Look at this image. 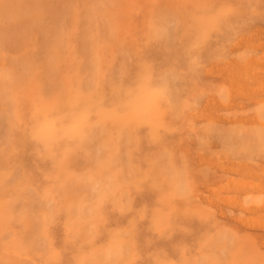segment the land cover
<instances>
[{"label":"rangeland","instance_id":"obj_1","mask_svg":"<svg viewBox=\"0 0 264 264\" xmlns=\"http://www.w3.org/2000/svg\"><path fill=\"white\" fill-rule=\"evenodd\" d=\"M5 1L0 0V264H75L72 227L80 215L76 216L77 211L71 214L68 155L86 151L95 137L90 125L108 120L107 112L96 110L92 102L100 96H114L120 102L121 96L129 97L133 90H160L173 76L184 80L185 86V75H198L199 79L184 90L179 107L167 115L166 131L154 132L153 126L126 128L131 143L135 140L134 145L130 143L129 156H136V163L141 160L142 179L146 175L154 179L159 172L157 162L166 156L180 168L185 156L217 159V147L241 151L248 173L218 178L215 192L200 186V192L197 190L191 182L199 178L197 169L186 168V174L177 179L188 181V185L183 183L188 187L181 186L184 190L175 193L183 203L181 209L212 215L211 220L204 219L209 215L201 216L212 225L208 226L213 228L210 233L199 231L201 228L188 222L191 214H185V222L181 218V224L173 227L176 231L163 226L148 242L145 209L129 207V197L120 192L117 205L112 201L116 206L106 198L107 202L103 199L90 207L89 211L95 208L94 217L98 215L99 221L90 235L104 246L101 257L114 254L123 264H264V141L251 145L249 139L264 138V93L258 84L264 79V59L258 60L264 51V15L246 14L234 0H12L28 3L26 12L5 9ZM259 9L264 12L263 3ZM250 10L253 12L251 6ZM229 25L235 28L229 31ZM189 43L196 52L186 50ZM232 46L235 50L230 52ZM223 70H228L229 76L222 74ZM140 106L152 118L164 114L152 104L140 102ZM201 112L208 121L200 117ZM193 113L200 115L194 117ZM220 116L224 120L217 123ZM210 119L217 120L221 132L218 127L213 129ZM117 128L110 123L111 132L117 133ZM227 132L228 140L222 136ZM126 134L124 131V139ZM227 142L231 145L225 146ZM143 148L149 151V163L141 159ZM142 179L138 180L145 191L157 192L152 179H146L150 188ZM242 204L249 206L242 217L253 234L251 241L244 242L243 249L238 238L232 247L221 251L218 237L230 241L231 226L239 222L230 221L231 226L226 227L220 224L216 230V217L221 210L238 213ZM110 206L119 209V215L137 211V222L119 226L110 221ZM126 206H133L134 211ZM163 212L173 218L174 208L164 207ZM182 221L188 222L185 228L191 230L182 231ZM169 234L184 240L182 250L161 246ZM109 247L113 253L107 251ZM147 254L151 260H144ZM79 264L85 262L81 259Z\"/></svg>","mask_w":264,"mask_h":264},{"label":"bare ground","instance_id":"obj_2","mask_svg":"<svg viewBox=\"0 0 264 264\" xmlns=\"http://www.w3.org/2000/svg\"><path fill=\"white\" fill-rule=\"evenodd\" d=\"M234 1L236 2V5L239 6V8H245L243 10L245 11L244 13H246V14H251V15L253 14L254 16L264 15V12L260 11V9H259L260 5L262 3L264 4V0H234ZM28 5H29L28 3L23 5V4H16L12 0H6L5 3L3 4V7L5 9L10 8V11L26 12L29 9ZM249 5L251 6L253 12L250 10ZM1 8H2V6H1ZM2 13H3V11H2ZM0 17L2 18L3 16H0ZM226 28H227V30L232 31L235 28V25H229ZM262 36H264V32L262 33ZM254 47H256V46H254ZM185 48H186V50H190L191 52H196V50H194V46L192 43H189L188 45H186ZM234 50L235 49L232 46V49L230 50V52H233ZM191 52H189V53H191ZM254 56H256V55H254ZM251 57H253V56H251ZM258 57H259L258 60H260V61H261V59H264V51L260 52ZM194 58L197 59L198 56L195 55ZM228 72H229L228 70L227 71L223 70L222 74H224L225 76H229ZM262 78H264V77H262ZM185 79H186V82H185L186 85L185 86H183L181 83L184 80L179 79L177 76H173L172 80L167 81V85H163L162 89H160V90L155 89V88L151 90L152 92H138V90H136V91L133 90L129 97H122L121 96L120 102H116L117 98H113L114 96H112V97L111 96H105L104 98L102 96H100V97H98L97 100L92 102L93 106H95L96 110L99 111V110L103 109L107 112L106 114H108L107 115L108 120L106 121L105 118L102 119V117L100 116V119H102L100 122L95 121L94 123H92L90 125V126H93V128L95 129V137L92 138L90 144L87 145L88 149L86 151H84L82 153H74V154L71 153L68 155V156H71L69 159L70 165H71V177H69L71 180V185L70 186L68 185V187H70V189H67V190H69L70 196L73 199L72 200L73 204L71 205V212H72L71 214L74 216L75 215L74 211L75 212L77 211L76 216L80 215L79 220L74 219L75 217H73L74 220L72 219L74 222V225L72 227V234H73V237L76 239V241L74 243L73 254H72V257L74 259L75 264H79V261L81 259L85 262V264H106L105 261H108L109 262L108 264H123L121 261L117 260L118 256H115L114 254L112 255V257H106V258L101 257V255L104 252L103 251L104 246L102 245V243L95 242L93 240V238L95 236H93V238H92V235H90L92 228L96 225L95 222H99V221H97L98 215H97V217H94L96 214L93 213V209H95V208H93L92 211H89V210H91L90 207H93L94 203L96 205L97 203H99V201L102 202L101 200H103V199L106 200V198H108L111 200V203L113 204V202L115 203L116 200L119 198L121 193L124 194L125 197H129V198H127V199H129V202H130L129 207L133 204L134 207L138 206L139 211H140L139 206L143 208V209L141 208L142 210L145 209V211H143V219H144L143 225H144V228L146 231L145 239L148 242L154 240L153 238H154V234H155L154 231L155 230H157L163 226H169L170 228H173L174 226H177L178 223L181 224L180 219L183 218V216L185 214H186L185 216H187L188 214H191L190 216L187 217L189 219L188 222L190 224H192L193 226H198L199 228H201L199 231H206L207 233H210L213 231L212 230L213 228L212 229H210V227L208 228V226L211 224L208 225L207 222H204L202 220V217L206 214V216L209 215V218L208 217L206 218L204 216L205 217L204 219L211 220L212 215L210 216V214L207 213L206 211H204L206 213L202 212L201 210H200V212H198L197 209H196L197 211L195 210L197 213H195L192 210H191L192 212L188 213V212H185L181 209V207L183 206V203L177 199L175 193L178 191L184 190L185 187H188L185 184H184L185 187L183 185V183L187 184L188 181L183 180V183H182L181 180L178 181L177 179H179L181 176H184L186 174L185 170H187V169L196 170L197 169L199 174H200L199 178L196 181L191 180V182L195 186H198V188L200 186L205 191L208 189H212L215 192V191H217V188H216L217 183L215 180H217L218 178L229 176V175H232L235 173L237 174L240 172L243 175H246L248 173L249 170H248V167L246 166L247 164L243 161L245 156H241V154H242L241 151L237 152L234 150V152H233L232 149L227 150V149H221V147H217L216 151H215L216 152L215 156H217V159L215 157L211 158L210 156H204V157L203 156L200 157L199 155H198L199 157L198 156L197 157L185 156L184 158H182L183 166L180 167L182 169V172L180 171L181 169L178 167L177 163H174L173 160L169 161V159H168L169 156L168 157L166 156L167 160H166V157H164V156H162V157H164L165 160L163 158L161 160L160 159L161 157L158 158V156H157V158L161 160V161L159 160L160 162L156 161L158 163L159 172H157L154 175V177H153L154 179L151 178L153 186L157 189L156 190L157 192H154V191L147 192L144 190L145 185L140 183L141 179L143 178L142 174L140 173V170H141L140 169L141 165H139L140 164L139 162H141V160L139 158L140 156L138 157L140 161H138L137 163L135 162V161H137L136 156H129V155H131L129 146L134 145L135 140L133 139L132 143H131V140H130L131 135L128 134L130 129L126 130V128L133 127V128L138 129L141 127L153 126L155 129L154 132L166 131V122L165 121H166L167 115L169 116L172 112H174L175 108L180 104V102L182 100V94L183 95H184V93L186 94V92L184 90L186 88L188 89V87L190 85H192V86L196 85L199 78H198V75H185ZM260 80H261V78H260ZM263 80H261V82L258 83L260 86V90H262L260 92H262V93H264L263 92L264 91V81ZM200 93H202V92H200ZM194 97H196V96H194ZM262 97H263V95H262ZM263 99L264 98H262V100ZM255 101H258V100L255 99ZM140 102H145V105L146 104H152L155 107L156 106L160 107V108H162V112L164 114L152 118L150 115H147L145 110H143V111L141 110ZM87 105H88V103H87ZM198 112H199V110H198ZM198 112L195 111L194 113H198ZM193 114H191V115H193ZM201 114L202 115L200 117L205 118V116H203L204 114L202 112H201ZM220 114H222V113H219V115ZM164 115H165V117H163ZM199 115L200 114H196V115L194 114L193 116L198 117ZM216 115H218V114H216ZM222 116H224V114H222ZM222 116H220L221 118H219V122H217L218 118H216L217 120L213 121L212 119H215V118L211 117L212 119H210L209 121L212 124V127H214L213 129H215V127H218V126H216L217 124H215V123L216 122L220 123V121L223 119ZM200 117H199V119H202ZM225 117H226V119H225L226 122L229 123L230 117L228 115H226ZM206 118H207V116H206ZM206 118H205V120H206ZM197 120H198V118H197ZM206 121H208V120H206ZM206 121H205V123H206ZM110 123L117 125V127L119 126V129L117 128L118 129L117 133L111 132L113 130L110 129ZM210 123H209V125L211 127ZM213 123L215 124V126ZM224 126L226 128L225 124H224ZM206 127H208V126H206ZM218 128H219V131L221 132V129H220L221 127L219 126ZM218 128H216V129H218ZM104 129H106V131ZM210 130H212V129H210ZM222 130H223V128H222ZM124 131L127 132L125 139H124ZM219 131H218V133H219ZM210 132L211 131H209V133ZM223 132H224V130H223ZM225 133H226V131H225ZM218 135H220V134H218ZM218 135H216V136H218ZM222 136H223V138L228 140L230 134L229 133L227 135L222 134ZM219 137H221V135L218 136V138ZM249 139H250L251 145H252V143L263 144V141H264L263 137H260V138L251 137ZM229 142L232 144L231 141H229ZM229 142H227L225 144V146L231 145V144H229ZM130 143H131V145H130ZM136 143H138V142H136ZM144 149H146V148L142 149V154L144 156H141V157H143L141 159H142V161L148 162L149 161L148 157H150L149 151L144 150ZM157 158H156V160H157ZM175 160H178V157H175ZM150 162H151V160H150ZM143 163L144 162H142V164ZM153 163H154V161H153ZM142 168H143V165H142ZM178 170L180 172H178ZM143 171H144V169H143ZM149 172H151V170ZM142 173H144V172H142ZM188 175L189 174L187 172V176ZM147 178L150 179V177H148V175H146L145 179H142V180H144L149 185V187H148V185H146L145 188H147V187L150 188V184L146 180ZM138 179H140V181ZM123 183H125V184L123 185ZM152 183H151V185H152ZM181 186H183L184 189H182ZM170 187H171V190H169ZM151 188H152V186H151ZM197 190L200 192V188ZM198 191H196V192H198ZM218 191L222 194V192L219 189H218ZM168 192H169V194H168ZM199 192H198V194L203 193V191L201 193H199ZM198 194H196V195L198 196ZM245 194H246V192H245ZM199 196H201V195H199ZM204 197H206V196L204 195ZM246 199H248V198H246ZM181 200H182V198H181ZM123 201H125V200L123 199ZM123 201H121V204L124 203ZM106 202H107V200H106ZM118 202H120V201H118ZM196 202H198V200ZM245 202H247V200L243 201V203H245ZM104 204H106V203L104 202ZM104 204H101L100 206H102ZM194 204L195 203L193 202V205ZM116 205H117V202H116ZM116 205H114V206H116ZM195 205L198 206V203ZM245 205H243V204H242V206L240 205L241 207H239L238 213L235 210L234 211L233 210H221L220 213H218L219 217H216V215L213 214L217 219L216 222L214 221L215 225H213L216 230L220 229V224H222L225 227L230 225V221H233L234 223L239 222V224L242 223V225L238 224V226H233V225L231 226L230 225L231 226V234L230 235L228 234L229 235L228 239L230 241L226 240V238H225L226 236L223 237L220 235V237H218L219 238V242H218L219 244H217V245L220 246L219 250H221V251L225 250L226 251L227 250L226 248L232 247L231 245H233V242H236L238 240V238H240L238 243L239 244L241 243V247H243V249L246 248L244 245L245 244L244 242H247L249 244V241H251V238H252L251 236H253V234L251 235V232L249 231V229H247L248 228L247 222L245 221V219H243L244 217H242V216H244V213L248 212V210H249V206L248 205L245 206ZM119 206H120V203H119ZM133 206L131 208H133ZM200 206H201V209H204L202 204ZM127 207L128 206H126V208ZM164 207L174 208L173 218H169V213L166 214L163 212ZM131 208H129L130 211L133 210ZM109 209L112 211L113 207L110 206ZM114 209H115V207H114ZM114 209H113V211H114ZM118 210L119 209L115 210L114 212L112 211L111 212L112 214L111 215L108 214V217L110 218V221H115L119 226H121V224L123 222L125 224H130V222H134V220L135 221L137 220V217H136V214H138L137 211H136V214L134 212H130V213H121L120 212L121 214L119 215L116 212ZM125 210H128V209H125ZM122 212H124V211H122ZM211 212H212V210H211ZM198 213L199 214L202 213V214L199 216ZM236 213L238 215H236ZM239 215H241V217ZM138 216H139V214H138ZM185 216H184V218H185ZM141 218H142V216H141ZM184 218H183V221L185 220ZM240 218H242L244 221H242ZM138 220H140V218ZM178 221H180V222H178ZM183 221H182V223H183ZM105 222H106V220H105ZM187 223H183V224H185L184 228L186 227ZM204 223L207 225L208 229L205 227ZM209 223H212V221H209ZM97 225H98V223H97ZM99 226H100V224H99ZM203 226L205 227V229L203 228ZM211 227H212V225H211ZM96 228H98V227H96ZM99 228H101V227H99ZM135 228H137V227H135ZM94 229H95V227H94ZM173 229H174L173 231H176L175 228H173ZM228 229L229 228H227V230ZM98 230H100V229H98ZM184 230L185 231L191 230V228H189L187 230H186V228L185 229L182 228V231H184ZM194 230H195V228H194ZM189 232H188V234H189ZM201 233L205 234V232H201ZM242 233H243V235H242ZM190 234H191V232H190ZM240 236L241 237H247L248 240L244 241L243 239H241ZM139 238H140V236H139ZM130 239L132 240L133 237H131ZM183 241H184L183 239L174 238L171 236V234H169L168 241H167V239L164 240V243H162L161 246H168V249L170 246H172L173 249L182 250ZM130 244H132V242ZM106 245H107V243H106ZM235 245H236V243L234 244V246ZM129 246H131V245H129ZM247 248L249 249V247H247ZM122 249H123V247H122ZM107 251L109 253H113L114 252L113 247H111V248L109 247L107 249ZM238 254H239V252H238ZM104 255L105 254H103V256ZM127 255H129V254H127ZM223 256H225V255H223ZM127 257L129 258V256H127ZM150 258H151L150 255L147 254L146 257L144 258V260H149ZM220 263H222V262L220 261ZM146 264H148V263L146 262ZM149 264H151V263H149Z\"/></svg>","mask_w":264,"mask_h":264}]
</instances>
